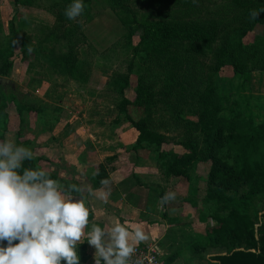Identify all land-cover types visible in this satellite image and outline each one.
I'll return each mask as SVG.
<instances>
[{"label": "rangeland", "instance_id": "rangeland-1", "mask_svg": "<svg viewBox=\"0 0 264 264\" xmlns=\"http://www.w3.org/2000/svg\"><path fill=\"white\" fill-rule=\"evenodd\" d=\"M109 2L93 0L91 11L83 12L75 21L68 20L64 15L65 8L70 4L65 0H41L38 4L41 3L44 8L32 9L30 15L24 13V6L18 8L16 22L21 41L18 40L11 59L13 67L8 79L14 85L13 90L22 95L21 102L35 111L25 113V121L21 124L16 106H9L7 116L0 115V140L7 138L17 145L20 142H28L27 147L33 150L35 156L42 158L41 162L38 161L41 164L38 166H43L49 172L57 171L67 175L73 174L70 166L72 161L67 160L66 167H63L66 163L65 157L61 159L58 155L61 147L65 146L62 138H67L66 145L73 150H84L86 147L80 145V141H85L88 134L93 135L95 139L92 140L97 146H102L98 145L99 142H105L104 148L112 149L115 154L113 156L116 160L111 162L112 167H120L122 163L129 167L138 159L142 166L135 169L136 176L145 183L144 189L140 188L141 192L145 191L149 196L153 192L159 200L166 192L177 194L174 201L160 205L161 208L158 209L162 216L165 215L164 210H167L166 218L168 216L167 221L171 225L169 234H172L167 243L169 252L166 255L162 251V264H218L211 258L220 254V251L207 247V232L215 224L212 217L220 206L206 196L210 163H198L190 178H179L167 175L163 163L150 149L139 151V156L131 157L134 129L119 116L117 105L123 97L135 101L139 79L136 73L130 75V86L124 96L119 93L118 83L122 82L123 85V78L130 74L128 68L134 59L133 48L140 40L137 35L126 37L128 28L123 22L125 20L130 23L135 19L139 23H147L146 21L156 18H151L149 9L135 4L133 0H123V5L129 7L132 13L120 5L113 8ZM14 9L13 0H0V43L16 38L10 28ZM57 17L59 24H65V28L71 27L81 39L78 45L74 46V53L85 63L84 66L87 65L89 75L86 76V81L61 71L62 58L69 53L71 45L65 35H61L55 49L48 42H44V39L49 37L50 30L57 24ZM19 24H23L22 27ZM263 35L264 25H257L244 42L253 44ZM24 42L30 44L37 55L33 51L24 54L20 46V43L24 45ZM211 52L212 49L205 48L204 52L197 56L202 64L198 67L206 85H196V88L200 89L201 93L215 90L213 101L210 100L213 104L193 97L194 89L186 85L181 87L176 79L169 82L171 100L163 102L160 101L162 97L158 96V102L153 103L151 116L165 124L161 129L168 138V146L165 149L173 150L175 154L182 155L185 152L180 142L187 138L186 126L192 128L194 133L207 122L206 113L217 111L226 119L245 123L246 97L256 123L264 122V71L252 73L250 82H243L245 87L240 90L242 78L237 76L231 67H220L218 59L212 56ZM145 55L146 53H143L139 56ZM2 58L0 57V66ZM133 62L140 63V59L136 58ZM167 62L170 63L168 69H171L173 62L169 59L161 63ZM157 68L158 73L163 71V68ZM136 69L139 74L146 75L144 65ZM173 72L175 71L170 73ZM162 86L161 84L155 87V90H161ZM178 100H184L179 106L182 110L179 114L183 120L180 126L176 125V114L171 110L178 104ZM119 128L122 133L120 132L116 139ZM20 130L22 137L19 138ZM111 131L112 136L115 133L113 137ZM73 134L79 137L74 138L71 143ZM119 138L123 140L122 143L118 141ZM118 144H122V148L117 149ZM244 194L246 190L240 191L236 196ZM257 203L261 208V201ZM196 246L203 249L194 252L193 248ZM78 250L82 251L79 247ZM170 258L172 260L169 263Z\"/></svg>", "mask_w": 264, "mask_h": 264}, {"label": "trees", "instance_id": "trees-1", "mask_svg": "<svg viewBox=\"0 0 264 264\" xmlns=\"http://www.w3.org/2000/svg\"><path fill=\"white\" fill-rule=\"evenodd\" d=\"M39 1L41 0H13L15 11L10 28L16 38L0 43V57H3L0 77L9 78L13 67L11 59L18 40L21 41L16 22L18 8H44L41 3L38 4ZM105 1H110L113 8L120 5L132 13L129 7L123 5V0ZM133 1L149 9L151 18L156 20L146 21L147 23H139L135 19L130 23L125 20L123 22L128 28L126 37L137 35L140 40L133 48V61L139 58L140 63L132 61L128 68L130 74L123 78V85L122 82L118 83L119 93L124 96L130 86V75L136 73L139 79L135 101L123 97L117 105L119 116L138 133L131 149L135 153L150 149L163 163L165 173L173 177L190 178L198 163H210L206 196L220 205L212 217L215 224L207 232V247L220 251V254L211 258L212 261L218 264H264V122L256 123L247 97L244 100L245 123L226 119L217 111H211L205 114L207 122L194 133L192 128L186 126L187 138L180 142L185 149L182 155L165 149L168 146V138L161 132L165 124L151 116L153 103L158 102L156 97L161 96L160 101L163 102L171 100L172 94L168 87L173 79H176L181 87L186 85L193 88V97L198 100L214 103L210 100L214 98L215 90L201 93L200 89L196 88V85H206L198 67L202 64L197 57L205 48L212 49V56L218 59L220 67L229 66L242 78L240 90L245 87L243 82H250L252 73L264 71V35L258 37L253 44L244 42L257 25H264V12L255 20L249 16L250 10L264 9V0H218L220 3L215 0H196L195 3L193 0ZM65 2L72 3V0ZM92 2L93 0H83V12L91 11ZM19 25L22 27L23 24ZM50 31L44 42H48L53 49L56 43L60 42L61 35H65L71 44L69 53L62 58L61 71L86 81V76L89 75L87 65L84 66L85 63L74 53V46L81 41L79 36L75 35L71 27L65 28V24H59L58 17L57 24ZM21 44L24 54L28 51L35 53L30 44ZM143 53L146 55L139 56ZM166 59L173 62L171 69H168L170 63H161ZM141 64L146 67V75L139 74L136 69L142 66ZM157 66L163 68V71L158 73ZM173 70L175 72L171 74ZM161 84L162 89L155 90V87ZM21 96L12 88L5 90L0 86V115L6 117L9 106L15 105L20 122L24 123V114L33 113L35 110L24 105ZM183 102L184 100H178V104L171 108L172 113L179 116H174L177 126L183 124L179 114L182 111L179 106ZM19 145L27 147L28 142H20ZM28 166H38V160L34 158L31 162L26 161L25 167ZM50 174L53 179H57L56 175ZM103 179L110 180V177L105 167L100 165L89 176L93 189L101 188ZM242 190H246V194L237 197ZM257 201H261V208L258 207ZM78 247L82 250L79 252L80 259L85 263L88 259L84 253L86 242ZM201 249L203 248L196 246L193 251L198 252ZM171 260L170 258L168 262Z\"/></svg>", "mask_w": 264, "mask_h": 264}, {"label": "clouds", "instance_id": "clouds-1", "mask_svg": "<svg viewBox=\"0 0 264 264\" xmlns=\"http://www.w3.org/2000/svg\"><path fill=\"white\" fill-rule=\"evenodd\" d=\"M84 7L83 0H72L64 15L75 21ZM261 12L253 9L249 16L255 20ZM34 158L31 148L0 140V264H80L77 247L85 240L95 248V264H143L133 260L136 246L147 239L140 225L119 219L104 227L90 224L84 193L106 202L109 179L101 180L99 189L65 185L43 167H25ZM176 195L166 192L158 203Z\"/></svg>", "mask_w": 264, "mask_h": 264}, {"label": "crops", "instance_id": "crops-1", "mask_svg": "<svg viewBox=\"0 0 264 264\" xmlns=\"http://www.w3.org/2000/svg\"><path fill=\"white\" fill-rule=\"evenodd\" d=\"M32 9L34 10L35 8L26 7L24 13L30 15ZM118 130L120 131L116 133V139L118 135H120V132L122 133V129L119 128ZM133 132V142L135 143L138 133L135 129ZM112 133L113 132L111 131V137L115 134L114 133L112 136ZM76 137L78 138L79 136L73 134V139L70 142L72 143ZM87 137L88 138L85 141H80V145L86 147L84 150H79L78 148H76L77 150H73V148L66 145L67 138H62V142L66 147H61L62 149L58 151V155L61 159H64L65 157L66 163L63 167H66L69 160L72 161L70 165L72 167V175L63 174L57 171L49 173L56 175L57 180L65 185L75 184L87 190L88 188L93 189L89 176L98 166L103 165L110 177L109 196L107 201L103 202L94 197L88 196L87 191H85L84 195L87 197L86 204L90 209V224L94 222L101 227H104L109 219H119L121 223L127 221L129 224H138L142 227L147 236V239L140 242L139 245H158L161 252L163 251V253L165 252L167 255V252H169L167 243H169L172 236V234H169L171 225L169 224V221H167L168 216L166 218L167 210H164V216H162L161 213L159 214L158 209L161 208L158 203L159 199L155 197L153 192H151V196H149L150 194L145 191H140V188H143L145 183L141 178L138 179L135 169L140 168L139 166H142L140 165L141 163H139L137 159L134 165L129 167L123 163L120 167H112L111 162L116 160L115 156H113L115 154H113L112 149H105V142H99L98 145L101 144L102 146H97L92 140L93 138L95 139L93 135L91 136L88 134ZM118 141H121V143L123 142L120 138ZM120 147L122 148V144L117 145V149ZM137 155V153L133 152L131 157ZM35 158L39 162L42 161L41 157L35 156ZM39 162L38 164L41 165ZM154 193L157 194V192ZM87 230L88 229H86V232ZM84 242H86V250L84 253L88 259L85 263L82 262L83 259H80V264H95V248L90 246L86 240ZM77 252L80 258L81 254L79 253L78 247Z\"/></svg>", "mask_w": 264, "mask_h": 264}, {"label": "built area", "instance_id": "built-area-1", "mask_svg": "<svg viewBox=\"0 0 264 264\" xmlns=\"http://www.w3.org/2000/svg\"><path fill=\"white\" fill-rule=\"evenodd\" d=\"M140 258L143 264H162L163 255L158 245H137L133 260ZM131 264V262H130Z\"/></svg>", "mask_w": 264, "mask_h": 264}, {"label": "water", "instance_id": "water-1", "mask_svg": "<svg viewBox=\"0 0 264 264\" xmlns=\"http://www.w3.org/2000/svg\"><path fill=\"white\" fill-rule=\"evenodd\" d=\"M0 86L4 87L5 90H7L8 88L14 89V85L8 78L0 77Z\"/></svg>", "mask_w": 264, "mask_h": 264}]
</instances>
